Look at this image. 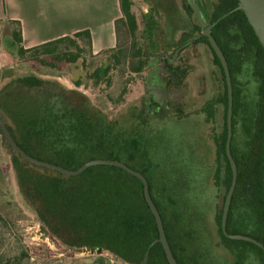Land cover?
Wrapping results in <instances>:
<instances>
[{
    "label": "trees",
    "instance_id": "trees-1",
    "mask_svg": "<svg viewBox=\"0 0 264 264\" xmlns=\"http://www.w3.org/2000/svg\"><path fill=\"white\" fill-rule=\"evenodd\" d=\"M170 1L168 15L172 25L175 23L174 19L178 17L179 7L173 0ZM196 1L210 23H214L239 3V0H217L208 12L201 1ZM133 4V0H120L122 17L116 20L119 35L117 46L107 48L98 54L93 53L92 34L89 29L26 48L23 44L21 22L7 18L0 21L7 27V38L20 57L41 60L46 64V61L40 59V55L47 54L55 61H65L78 67L85 64L87 53L106 54L109 62L91 72L90 76L98 78L109 75L119 64H123L131 72L140 73L148 58L160 49L161 45L159 46L157 42L161 37L167 36L168 32L170 41L166 47L169 50L193 38L190 33H200L203 30L188 1L182 0L180 8L189 16L196 17L191 31L182 30L177 39L174 35L178 30L174 28L176 25L173 28L171 25L167 26L165 31L160 32L156 17L151 13H144L142 35L149 40V44L145 47L134 45L132 51L127 52L120 45V24L126 25L131 33L137 30L138 21ZM211 33L226 56L234 94L231 152L238 175L227 219V231L252 236L264 246V46L243 10H236L221 19L212 27ZM193 40L206 42L216 55L206 36ZM215 61L222 75L223 93L218 101L224 104L225 123L224 140L218 156L225 165L223 170L218 168L217 172V182L221 183L219 188H224V192L223 195L221 193V203L215 213V222L218 232L226 242L244 244L249 250L255 251L260 257V262L264 264V248L249 241L231 239L222 229L223 208L233 172L225 150L228 107L225 72L220 59L215 58ZM246 64H250L258 81V99L253 115L249 109L248 131L245 137L237 124L242 120L244 85L239 77ZM48 81L35 74H26L11 80L0 91V114L17 143L38 158L71 169L79 168L90 159L112 158L142 172L149 181L150 193L161 213L173 253L179 264H183L179 237L181 199L184 194L188 196V200L197 199L201 197L202 191L192 197L194 192L180 191L175 186L167 187L165 184L162 155L161 159L155 158L157 151L163 148V142L161 143L159 139L162 138V129L151 133L152 124L145 125L146 110L141 109L145 105L135 107L134 111L130 108L125 114L128 117L126 124L118 117L111 118L103 109L93 104L87 95L78 90L68 89L62 93L55 91L54 94L51 90L43 91ZM75 81L77 85H81L79 80ZM19 87L23 90L25 88L33 90L30 94L32 96L27 94L22 96L23 90L21 91ZM6 93L10 103L22 99V102L28 103L37 94V111L25 115V123L20 130H16L7 122L5 114L8 112L2 105L6 102ZM138 114L139 123L136 122ZM0 133L3 135L1 129ZM3 138L11 148L4 135ZM13 152L14 157L21 162L16 163L15 167L26 199L37 212L44 229L49 228L56 232L65 244L75 248L88 247L100 253L108 251L130 264H143L148 251L146 264H170L163 245L155 241L159 237L158 226L145 199L144 185L139 178L121 167L107 164L94 165L78 175L68 176L57 170L33 164L19 153ZM238 208L245 212L240 211L236 216ZM238 218L246 221L249 219L252 229L238 227ZM0 264L9 263L0 259Z\"/></svg>",
    "mask_w": 264,
    "mask_h": 264
},
{
    "label": "rangeland",
    "instance_id": "rangeland-1",
    "mask_svg": "<svg viewBox=\"0 0 264 264\" xmlns=\"http://www.w3.org/2000/svg\"><path fill=\"white\" fill-rule=\"evenodd\" d=\"M154 1L133 0V10L138 21V28L135 33H131L126 25L120 24V45L127 52L132 51L134 45L145 47L149 44V40L142 35L144 27L142 16L144 13H151L156 17L160 32L165 31L167 26L171 25L168 15L170 12L169 4L164 9L158 10L154 6ZM200 1L209 12L211 5L217 0ZM173 3H176V6L179 7L177 8L178 17L174 19L175 23L171 25L172 28L176 25L174 28L178 30L174 35L178 39L182 30L191 31L193 29L196 17L194 15L189 16L180 8L182 0H173ZM6 29L4 22L0 21V91L17 77L35 74L50 81L45 83L43 91L51 90L54 94L55 91L62 93L68 89L78 90L87 95L93 104L103 109L111 118L118 117L122 123L126 122V124L128 117L125 114L129 112L130 108L134 111L136 110L135 107L137 108L143 104L147 69L141 73H135L126 69L123 64H119L107 76L101 78L90 76L96 68L106 65L109 58H106V54L90 55L88 53L86 54L85 64H81L82 66L74 67V65L65 61H55L47 54H41L40 59L46 61V64H44L41 60H30L18 56L14 45L7 38ZM190 34L193 36L194 32ZM168 41H170L169 32L167 36L161 37V40L157 43L162 47L168 45ZM192 48L191 53L199 54L204 58H190L192 67L189 70V73H191L190 85L192 88L196 85L193 77L204 75L207 77L205 87L208 94H218L220 83L216 82L214 74L218 73L219 68L214 63L213 58H205L206 56H212L211 49L204 41L194 44ZM168 51H173V48ZM153 57L154 54L148 60ZM126 59L128 61V58ZM239 78L244 83V92L249 100L250 114L253 115L257 101L258 81L250 64L244 66ZM75 80H79L81 85H77ZM19 89L23 90L22 87H19ZM32 92L33 90L25 88L22 91V96L27 94L31 97ZM7 95L8 93H6V102L2 103L4 109L8 112L5 114L7 122L16 130H20L25 123V115L37 111V94L28 103L22 102L23 99L22 101L10 103ZM69 95L75 96V94ZM152 123L151 133L160 131L159 120L156 119ZM159 139L162 143L163 136ZM208 139L210 140V138ZM162 149L161 147L155 155L157 160L161 159V155L163 158ZM16 163L21 162L14 157L13 149L8 146L0 133V259L3 262L9 264H130L108 251L99 253L96 250L88 249V247H70L64 243L56 232L49 228L44 229L37 212L24 195L20 179L17 176ZM210 184L209 188L202 190L201 197H198L197 202L194 205L191 204L189 208V211L192 209L198 211L197 214L200 218L198 222L200 224L199 234H202L201 241H205V243L199 245L200 252L204 253L207 261L210 260L212 243L220 239L215 222V213L224 192V188L220 189L214 182ZM240 211L241 213L245 212L238 208L236 209V216L240 214ZM242 221L245 222L246 220L237 219L239 223ZM249 221L247 219V223H241L240 226L251 230L252 223H249ZM228 257L233 259V256ZM223 258V252L218 250L216 254L217 264H221ZM250 264L254 263L250 262ZM257 264L262 263L257 262Z\"/></svg>",
    "mask_w": 264,
    "mask_h": 264
},
{
    "label": "flooded vegetation",
    "instance_id": "flooded-vegetation-1",
    "mask_svg": "<svg viewBox=\"0 0 264 264\" xmlns=\"http://www.w3.org/2000/svg\"><path fill=\"white\" fill-rule=\"evenodd\" d=\"M169 1L155 0L154 6L161 10L168 6ZM203 31L204 28L200 33L196 32L193 38L174 47L171 52L168 51L166 45H163L156 50L151 60H147V64L143 69H147V76L142 101V105H145V107L141 109L146 110L144 114L146 116L145 125L150 126L156 119L161 124L165 184L167 187L175 186L180 191L188 190L194 192L191 195L192 197L198 195L200 191L209 188L211 182L219 186L221 183L217 182L218 168L223 170L225 165L222 158L218 157L219 148L224 140L225 129L224 104L218 101L223 93L221 86L223 85L222 75L215 61V58H219L218 55L212 53V56L205 57L213 58L214 63L219 68L218 73L214 74L216 82L220 83L218 94H208V90L205 87L207 77L204 75L193 77L194 81H196V85L193 88L189 83L191 76L189 70L192 68L190 58H204L199 54L191 53L194 44L198 43L194 42L193 39L205 36ZM177 49L179 51L176 53ZM248 102L243 85L242 120L240 124H237V127H239L245 137L248 131ZM136 118H138L136 122L139 123V114ZM226 127L228 134L227 117ZM181 200L179 237L182 244L181 259L183 264H217L216 254L218 250L223 252L224 260L221 259L223 260L221 264H250V262L257 264V262H260V257L255 251L249 250L244 244L226 242L219 232L220 239L212 243L210 260L207 261L204 253L200 252L199 245H201L200 243H205V241H201L202 234H199L200 224L198 222L200 218L197 214L198 211L193 209L189 211L191 204L194 205L197 200H188V196L185 194ZM190 218L192 219L191 221ZM242 222H238V227H240ZM228 256H233V259H229Z\"/></svg>",
    "mask_w": 264,
    "mask_h": 264
},
{
    "label": "crops",
    "instance_id": "crops-1",
    "mask_svg": "<svg viewBox=\"0 0 264 264\" xmlns=\"http://www.w3.org/2000/svg\"><path fill=\"white\" fill-rule=\"evenodd\" d=\"M120 0H0V19L21 22L26 48L89 29L98 54L117 46Z\"/></svg>",
    "mask_w": 264,
    "mask_h": 264
},
{
    "label": "water",
    "instance_id": "water-1",
    "mask_svg": "<svg viewBox=\"0 0 264 264\" xmlns=\"http://www.w3.org/2000/svg\"><path fill=\"white\" fill-rule=\"evenodd\" d=\"M188 3L190 4L191 8L196 14L197 20L199 24L204 28L203 35L207 36L210 45L214 52L218 55L222 67L225 72L226 76V82H227V89H228V115H227V123H228V134H227V141H226V153L229 158L231 167H232V172H233V177H232V182L230 185V188L228 190V193L226 195L225 203H224V208H223V216H222V229L224 233L232 239H240V240H246L250 241L252 243H255L261 247H263V244L258 241L257 239L253 238L252 236H249L247 234H241V233H229L227 231V219L230 211V206L232 202V197L233 193L235 191L236 183H237V175H238V169L236 162L233 158L232 152H231V140H232V117H233V103H234V95H233V82H232V77H231V72L229 69V65L227 62V59L221 50L219 44L217 43L215 37L211 33L212 27L217 24L221 19L225 18L227 15L232 13L233 11L236 10H243L244 13L246 14L248 21L250 22L251 26L253 27L256 35L258 36L261 44L264 46V0H239V3L237 7L234 9L230 10L229 12L223 14L220 16L214 23L210 24L206 17L204 12L202 11L201 7L197 3L196 0H187ZM179 51V49L176 50V53ZM0 129L4 135V137L7 139L8 143L10 144L11 148L13 151L19 153L25 160L36 164L38 166H43L49 169L57 170L65 175L68 176H74L82 173L85 171L87 168L94 166V165H99V164H107V165H114L123 168L130 174L137 176L144 185V196L145 199L154 214L158 230H159V237L155 240L156 242H161V244L164 247L165 253L167 260L170 264H179L177 261L173 250L171 248V245L169 243L163 219L161 216V213L155 204L152 195L150 193V186H149V181L147 177L140 172L139 170L134 169L133 167L129 166L127 163L118 160V159H112V158H94L90 159L86 162H84L79 168L77 169H71L64 167L62 165L49 162L47 160H43L41 158H38L30 153H28L23 147H21L15 138L13 137L11 131L9 130L5 120L0 114ZM100 253V251H98ZM147 256H148V251L146 252V256L144 259L143 264H146L147 261Z\"/></svg>",
    "mask_w": 264,
    "mask_h": 264
}]
</instances>
